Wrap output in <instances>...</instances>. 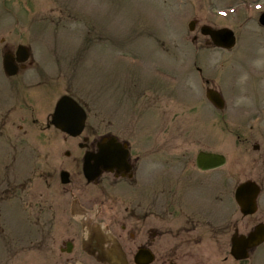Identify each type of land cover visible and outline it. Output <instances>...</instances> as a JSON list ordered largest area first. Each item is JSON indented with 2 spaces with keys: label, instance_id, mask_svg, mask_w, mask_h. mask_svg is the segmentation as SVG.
<instances>
[{
  "label": "rangeland",
  "instance_id": "374dc122",
  "mask_svg": "<svg viewBox=\"0 0 264 264\" xmlns=\"http://www.w3.org/2000/svg\"><path fill=\"white\" fill-rule=\"evenodd\" d=\"M263 11L264 0H0V113L16 106L14 117L8 116L15 120L11 141L18 145L23 134L18 126L24 124L17 122L22 96L30 95L29 106L46 112L45 119L60 96L71 94L88 108V126L96 134L110 128L122 134L120 129L139 139L158 127L159 140L174 137L177 151L191 154L201 148L198 139L205 151L237 158L240 181L264 185L258 163L264 148L253 149L264 141V29L258 23ZM194 19L199 24L191 32ZM203 24L232 29L236 47H203ZM19 44L29 48L32 63L9 78L2 58ZM196 68L222 92L224 111L207 101ZM6 136L0 133V154H14L13 172L31 167L38 142L32 129L25 150L27 143L7 150ZM42 136L47 169L54 170L66 150L65 136L53 128ZM5 257L0 235V260Z\"/></svg>",
  "mask_w": 264,
  "mask_h": 264
},
{
  "label": "flooded vegetation",
  "instance_id": "af4514ba",
  "mask_svg": "<svg viewBox=\"0 0 264 264\" xmlns=\"http://www.w3.org/2000/svg\"><path fill=\"white\" fill-rule=\"evenodd\" d=\"M198 73L205 88L207 82L215 88ZM30 101V95L23 96L24 105L17 106V122L24 124L18 126L23 131L18 145L8 131L15 127L16 106L0 113L7 150L26 143L22 150L30 148L31 129L38 140L31 167L21 172L12 170L14 154H0V235L7 252L0 264H264L263 181H256V208L245 215L236 200L237 158L202 169L197 166V155L205 151L201 141L194 139L201 145L194 154L178 152L174 137L158 139V127L139 139L120 129L124 135L111 128L96 134L88 126V108L78 101L87 113L85 129L77 137L64 134L66 150L48 171L42 133L55 127L50 112L43 119L46 112ZM261 145L253 149L262 151L264 141ZM112 151L120 162L110 160ZM101 154H106L103 167ZM258 163L264 167V154ZM85 168L100 176L89 181ZM239 255L247 257L239 260Z\"/></svg>",
  "mask_w": 264,
  "mask_h": 264
},
{
  "label": "water",
  "instance_id": "95a60500",
  "mask_svg": "<svg viewBox=\"0 0 264 264\" xmlns=\"http://www.w3.org/2000/svg\"><path fill=\"white\" fill-rule=\"evenodd\" d=\"M262 23L264 24V18L262 20ZM190 29L194 30V23H191ZM202 33L204 35L210 36L213 43L221 48L231 49L236 42L234 33L229 29L215 30L210 27H203ZM28 57H29L28 50L23 46H19L16 51V60L18 62H25L28 59ZM14 61H15V57L13 54H6L4 56V68L7 74L9 75H14L17 72V68L14 64ZM208 97L210 100L218 104L219 107L221 108L223 107L224 105L223 101L218 96V94L209 91ZM84 121H85V115L82 112L79 105L74 100H72L67 96L62 97L59 100V102L56 105L54 114L52 116V124H54L58 129L75 136L82 131L84 126ZM104 159H105L104 155H101L100 156L101 165H104L103 163ZM199 161H201L202 163L205 162L208 163L214 161L217 162L218 164L217 166H220L223 164L224 158L221 156H215L210 154H201L199 156ZM203 167L209 168L212 166L209 164ZM86 173H87V168H86ZM97 174H98V170L93 176L95 177L97 176ZM250 185L251 184L246 183L238 189L237 199L241 204H243L245 199L247 200L248 198V193L251 189Z\"/></svg>",
  "mask_w": 264,
  "mask_h": 264
}]
</instances>
